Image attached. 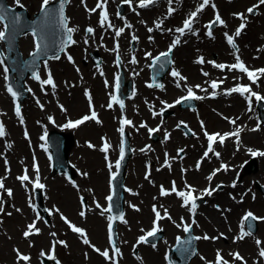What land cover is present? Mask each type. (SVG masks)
<instances>
[{
  "label": "rangeland",
  "instance_id": "374dc122",
  "mask_svg": "<svg viewBox=\"0 0 264 264\" xmlns=\"http://www.w3.org/2000/svg\"><path fill=\"white\" fill-rule=\"evenodd\" d=\"M24 1V0H22ZM163 1V0H161ZM155 2L153 10H152V19H151V26L153 23L156 24L158 21H162L161 26L166 29V27L169 29L171 28L172 31L175 32L176 28L179 26V22L182 18H184L187 13L190 10H196V8L186 9L183 12H181L178 17L176 18V12L178 10L177 6L174 4H165L163 2ZM226 1V0H223ZM232 4H236L239 0H231ZM256 0H244L242 4H236L237 6L231 8L230 15L233 17L231 20V27L229 28V31H224L228 33H232L233 29H235V26L239 20H241L239 17L233 15L234 13H243L246 16L245 22L246 27L243 29L242 34L239 36L241 39H248L253 40L254 36H258L256 40L253 41L250 44V48L252 46L256 47L257 44L261 41H263V50L262 55H264V5L262 7H258L256 11L252 14H249L246 9L248 6L253 7L254 5H257L254 3ZM25 2V1H24ZM89 2H95V0H89ZM88 4H85V9H91ZM119 0H116L114 4H108V16L109 20L118 18V22H115L117 27H121V22H123L124 18L120 20L121 17H118L116 15L117 13V4ZM37 3V1H36ZM78 5H71L76 6L83 14H86V17L88 20H77L78 23H75L78 26V29L80 32H82L80 35L77 34V40L82 39L83 36H88L89 34H86V29L91 26L96 31V26L100 27L98 24L97 15L94 14L95 23L92 24L91 16H87L88 13L84 11V9L81 6V0H77ZM139 5V0H132V4L129 5L130 9H135L136 5ZM211 4H213L211 2ZM215 6H217V0L214 1ZM129 7L127 8L129 10ZM168 7H172L175 9V11L169 15L168 14ZM210 5H208L207 10H209ZM138 9L143 10V8L138 7ZM206 10V9H205ZM99 11V10H98ZM218 11H214L211 13L209 12L205 13L204 17L199 20L198 16L195 18L193 22V30L188 31V33H185L186 36H192L193 32H197V37L194 38H204L209 41H213L216 38H221L224 42V45L228 46L230 49L236 51L233 47H231L225 40L224 32L217 33L218 27L215 25L213 27L214 35L208 36L205 31V25L208 24V22L211 20L212 17H214ZM29 13V12H28ZM34 11L32 12V14ZM220 13V12H219ZM215 14V15H214ZM226 20V17L220 13ZM214 15V16H213ZM122 16V15H121ZM171 16V17H170ZM229 17V16H228ZM176 18V19H175ZM230 19V18H229ZM91 20V21H90ZM113 22V21H112ZM124 27V26H123ZM127 33L129 34V37L131 39H128L126 43V53L125 58H122L123 62L127 61L131 62L133 56L136 59V63L138 61L144 59L147 60V58H151L154 56L157 52L166 50L169 48V46L172 44V41H166L162 45L157 46H150L146 45L144 43V38H142L141 35H135L134 32L128 28L125 27ZM105 29H107V26H105ZM97 40H102L103 37L99 33V31L96 33ZM135 35L138 37V41L133 40L132 36ZM113 35L109 34V39H112ZM28 38V44L30 46V40ZM118 40V38L114 39ZM221 41V40H220ZM221 41V42H222ZM123 42V41H122ZM202 42V40H201ZM222 42V43H223ZM117 42L110 40L108 43L109 47L114 48V45H116ZM139 45V48H136V46ZM2 50L4 51V47L2 45ZM95 44L91 45L89 43V46L87 47L91 51L90 57L87 56V50H85L83 47L77 48L75 51H72L73 54V62H65L64 59L58 60H51V64L53 66H50L51 69V75L52 78L55 81L56 89L52 93H49L48 96L45 98L44 106L43 108H36L34 110H29V113L26 111L23 114L22 111V117H23V123H21L20 119L14 124L13 127H11V123L9 122V131L7 132L5 139L3 141L0 140V179H3V182L5 184V188H10L13 190V195L11 197L5 198L2 196L3 200V208L4 211L0 212V264H15L14 257L17 256L15 249H19V251L22 254L29 255L30 261L26 262L29 264H40L37 255L42 250H48L52 247L53 241H59L60 239L66 240L69 242L68 248H62L60 247V258L61 264H109L107 263L104 258L92 250H89L87 246H84L80 244L77 240L74 242H71L72 239L75 237L69 235L66 232L64 224L58 219L59 217L63 216L66 217L68 221L75 222L76 224L80 226L86 227V233H89L88 239L92 242V246H95V248L99 247L100 250H108L109 246L108 242L106 241L105 237V216H95L94 213H88V215H85L83 217L80 216V212L83 210L85 212H88L91 207L94 205V203H103L104 198L106 196V174L109 170L113 169V160L114 155L116 154L118 150V146L120 145V132L118 131V123L120 120L121 114H126L134 119V125L135 127H144L143 132H141L143 139L141 143H137V145H134V129L131 132L129 128V136L132 139L131 147H133L135 155L132 156L126 165L125 168V179L124 182L128 183L130 185L131 189V196L129 198V201L132 205L135 206L136 211H129L124 216V220L126 219L127 223L124 226H119L117 228V240H118V247L120 244V253L122 254V264H137L135 262H132V255L138 254L142 264H152L148 259V254L150 253H156L157 258L159 261L164 264L163 262V253L167 246H170L173 243V240L175 238L176 234L182 233V227L179 226L176 230H169V228L172 227V222L174 221L175 224L181 225V219L186 217L182 214V212H179L176 215H173L175 210L178 208L177 204L174 202L176 200L179 204V198H174L172 202L170 200L173 198L172 196H161L162 199L159 197V200H155V196H159L160 194V187L161 185L165 189H171L173 181H175L177 190H186L185 189V182L187 184H190L193 186V188L203 189L205 186L211 185H221V188L223 184H233V181H236V183L239 181L241 182L243 176L247 183V176H249V179L251 181V186H253V191L251 197H247L246 201L249 203V205H245L239 209H237L235 214V221L240 227V214L244 210H250L253 209V205H256L258 207H254L253 211L254 213L258 214L260 217H264V198L262 197V194L255 188V181L258 182H264V172L259 173V169L256 170H250L247 172H242V165L247 160V155H240L236 159V161L227 163L228 170H232L237 168V173H241V176L232 174H229L230 176L227 178H224L222 176V171L218 174V176H215V179L213 182H210L208 179L203 180L200 182L199 185H197L191 178L190 174L185 172V174L181 173L180 169L186 170V167H194L195 165V158L197 157L198 153L200 152L201 146L195 153H189L185 154V152H182V155L179 153L178 150H176L175 155L177 158H179V162L177 164H172L171 156L168 154V146L164 145L161 140V133H158L159 139L152 140L151 136L148 132V128L150 126H153L157 122V119H154L150 116V111L147 109L148 105H146L147 100L145 101V98L142 95H133L129 100L125 99V107L124 110H121L114 101V106L118 109V112L116 111L115 114H111L110 110H104L105 106L107 104V96L110 94L111 98V90L106 89L105 92L102 95L101 105L102 108L99 110V90L101 87L102 79H101V70L103 72V80H108L110 82L111 75L115 70L108 71L107 69H103L101 65L94 63L93 58L91 57V54L96 51V48L94 47ZM119 46H120V39H119ZM237 46V45H236ZM136 48V49H135ZM135 49V52L133 51ZM250 51V49H249ZM151 53V57H147L145 54ZM194 56V53L192 52L190 59ZM197 56L202 57V54L198 53ZM196 56V57H197ZM195 57V60L197 61V58ZM209 59H221L216 58V53L212 52L209 54ZM224 60V59H221ZM219 60L218 62H220ZM63 63L66 65L63 66ZM122 63V62H121ZM142 64V63H140ZM48 65V64H47ZM116 65L114 61V66ZM175 68L178 69V71L181 73L183 77H186V80H182V82H189L185 84V88L188 87H195L200 82L199 80L202 79L200 75L204 73L203 67H198L196 70L197 78L190 77L189 74H184L180 67L176 64ZM254 65V64H253ZM143 71L146 72L147 80H150V71H149V64L145 63ZM79 69V71H77ZM168 74H166L167 77ZM264 75V74H263ZM262 75V76H263ZM264 77V76H263ZM47 78V76H46ZM169 78H172L170 76ZM32 79V78H31ZM132 80V79H131ZM209 81V78H206V84ZM133 85L135 87V91L140 92L141 84L146 88L144 85V82L147 85V82L145 80L138 81L135 79L133 81ZM165 82V81H164ZM5 83L2 80V74L0 72V94H4V86ZM148 86V85H147ZM227 86L225 84L221 90ZM149 87V86H148ZM160 87H151V89H154L157 93L156 99L158 101H171L174 100L176 97H178L181 93L178 91L172 92L171 90V84L165 83L161 89ZM196 88V87H195ZM261 88L262 85H261ZM39 90V87H38ZM40 91V90H39ZM90 93L92 98V106L94 107L97 115H99V120L101 123L95 124L92 121H87L85 124L76 127V128H68L64 127L65 124L69 120L75 121L79 116H84L90 114V108H89V100L88 97L85 95V92ZM264 91V89H263ZM6 92V91H5ZM74 95L80 99V103L77 106H74V110L70 111L68 106H66V111L61 110L62 102H67V99H70L71 97L74 98ZM45 97L46 95L43 94ZM51 99V101H50ZM75 99V98H74ZM233 99L232 96L226 95L222 96L220 95L217 98L209 99L205 101H198L197 107L195 109H188L185 111H189L188 113L191 118L186 117L188 121H186L183 116H178V113H185L184 111H181L180 109H175L171 111L167 115V118H174L176 115L177 119L178 117H181L180 119L184 120L186 123L183 125L188 126V128L192 131V135L188 136L182 127H177L179 124V121L177 123L172 124V127H175L179 132L181 137L185 138V140L182 142L186 146L189 145V141L193 140L191 136L197 135L198 131H202L204 133V130L206 129L207 132L219 130L228 132L227 130H231L232 132L235 131L236 127H243V125H247L248 131H251L252 129L256 128L257 124L259 123L264 124V120H261L259 117L258 112L255 110L257 109V102L253 103V110H254V118L249 122H242V121H236V124H229L230 122L228 119L235 116L233 113L226 109H221L219 111L225 113L224 120L222 121L225 124L224 128L218 127L214 120L215 117L219 118L214 112V109H217L220 102L227 107L230 108L229 100ZM240 99V98H239ZM41 103L40 99L35 97L34 104ZM242 103V102H241ZM38 104V103H37ZM137 104V105H135ZM199 104V106H198ZM243 105V103H242ZM63 106V105H62ZM250 106V105H249ZM34 108V107H33ZM145 108L146 113L148 116H146L143 112V109ZM114 110V109H113ZM106 112L108 115L105 116ZM33 113L34 117H30ZM154 110L151 114L153 116ZM215 115V117H210V114ZM184 115V114H183ZM38 116L43 118L44 122L49 120V117H52V120L56 122V124L60 125L62 128L69 130L74 134L75 137V144L72 148L69 150L68 157L71 161L75 162L77 174L73 181H69L64 174H56L53 173L49 168H47V158L44 155V153H35L32 155L31 164L32 166H27L29 161V151L28 149L33 148L35 150L41 149L42 139L41 134L45 130L44 124L43 125H36V119ZM109 118H108V117ZM159 117V116H158ZM160 119L164 117H159ZM220 119V118H219ZM231 119V118H230ZM113 120V121H112ZM174 120V119H173ZM221 120V119H220ZM112 122V125L115 128L111 129H104V126L108 123ZM201 122H203L204 128L201 127ZM95 126L98 127V132L94 133L90 128ZM143 125V126H142ZM90 129V130H89ZM147 129V130H146ZM66 130V131H67ZM25 132H27V137L25 136ZM244 131L242 134L243 136L248 134L249 132L245 133ZM116 134V138L112 134ZM194 133V135H193ZM10 134V136H9ZM138 135V134H137ZM189 137V138H188ZM188 139V140H187ZM236 140V138L233 136L229 137L228 140L221 146L222 148H226L227 146H231V148H234L235 150L237 148H240L237 145V142L233 140ZM204 140V139H203ZM106 141L111 145L109 151L107 153L101 152L98 148L101 147V142ZM35 142L34 145H29L30 143ZM247 142V141H243ZM91 143L94 145L93 148H90L88 144ZM219 144V143H217ZM10 145V147H9ZM257 144H246V146H249L248 149H256ZM178 146H181L178 144ZM141 149H144L142 151V156L138 157L136 156V153L140 152ZM182 149V148H181ZM186 150V149H185ZM71 151V154H70ZM218 152V150H215ZM248 151V150H247ZM34 152V151H33ZM167 154V157H166ZM212 156H214L211 153ZM107 156V159L105 158ZM25 157L26 160H28V164H19L18 161L23 160ZM109 157V158H108ZM138 157V158H137ZM246 158V159H245ZM149 159V160H148ZM167 159V164L165 163ZM223 158L219 159L217 158L208 167V173L206 176H209L212 168H215L217 165H219ZM26 160L22 163H25ZM153 161V162H151ZM258 161V160H257ZM109 163H111L112 167L111 169L108 167ZM152 163H156L155 166L152 165ZM163 163V164H160ZM219 163V164H218ZM238 164V166H237ZM34 165H37L39 167V177L40 180L45 182V192L43 191V197H44V204L46 205L48 212H50L49 208L53 211V214H48V219H45L43 216H41L39 219H37L38 214L35 212V210L32 209L33 206V193L32 190L29 188L30 180L25 181L24 187L21 186L22 189L18 190L17 184H13V180L16 179L17 173L20 171L21 167L22 172L27 169V174L30 175V179L36 178V170L34 168ZM153 166V167H152ZM162 166V167H160ZM83 173H87V175H83ZM259 173V174H258ZM146 174L148 178L146 179ZM232 175V176H231ZM239 177V179H237ZM208 180V181H207ZM103 182V186L98 188V184L100 182ZM76 183V184H75ZM209 183V184H208ZM208 184V185H207ZM248 184V183H247ZM197 186V187H195ZM219 188L216 191L221 190ZM147 189V190H146ZM227 191V190H226ZM147 195H145V193ZM196 192H202L197 191ZM229 192V190L227 191ZM7 193V192H6ZM258 194L257 196L255 194ZM230 195L233 194L236 200H239V202H242V197L236 195L234 192L230 189ZM195 195H201V193H195ZM228 196V194H227ZM81 197L85 200V203L87 207L81 204ZM231 197V196H230ZM80 201V202H79ZM205 201V200H204ZM201 202L202 203H204ZM257 201V202H256ZM257 203V204H256ZM155 205L157 210L161 212L162 216L164 215V210L167 209L168 214L171 216V219H168L165 217L163 221H159V228H162L165 232H168L166 239L162 237L160 241L161 243H158L161 246H157V243L154 244L157 247H153L148 244H140L136 246L138 243L139 235L146 232L147 230L153 228V223H150L152 218V209L151 206ZM253 206V207H252ZM89 207V208H88ZM147 208L149 212V220L145 223L139 224L140 215L139 213L143 208ZM82 208V209H81ZM88 208V209H87ZM17 209H20V211H17ZM87 209V210H86ZM138 209V210H137ZM58 210V211H57ZM188 213H191L189 211V208H186ZM184 210L183 213H186L187 211ZM29 211V212H26ZM30 211H34V215L32 216ZM8 213H11V215H8ZM29 213V214H28ZM253 213V214H254ZM27 214L28 216H24ZM93 218H96V223H93ZM32 219H37V227L40 229V233L35 236L33 234L32 237L26 239L24 236H22V232H20L22 229L27 228V223L29 221H33ZM53 219H55V223L53 222ZM183 219V221H186ZM224 221H226V217L224 218ZM187 222V221H186ZM236 223L234 227L231 228H219L218 235L217 232H211V234H214V236H219L221 238H226L227 241L233 244L229 245L228 247H213L210 250V253L208 254V257L206 261L213 262L215 264L216 259V252L217 250H220L225 257L227 258L228 264H242L239 260H234L232 253L239 252L240 255L244 258V261L246 264H264V258H261L259 256V248H264V220H260L257 224V230L253 233L252 236L245 237L242 240H235L234 238L237 237L240 232L239 228H237ZM93 225V226H92ZM92 226V227H91ZM95 226V227H94ZM135 227H137L135 229ZM92 228V229H91ZM140 228V230H139ZM241 229V228H240ZM97 230V235L94 233V231ZM56 233V236L53 237L50 235V233ZM124 233V236H123ZM223 233V236H220V234ZM22 237H21V236ZM135 237V238H134ZM259 239L261 241V244L257 246L256 240ZM172 242V243H171ZM203 241H199V244H201ZM31 243V244H30ZM124 243H127L125 245ZM39 248V249H38ZM47 248V249H44ZM34 249V251H32ZM31 251L35 253V258L31 257ZM261 258V260H260ZM191 264H205L204 262L200 261V258L198 259L193 258Z\"/></svg>",
  "mask_w": 264,
  "mask_h": 264
},
{
  "label": "snow or ice",
  "instance_id": "6c2138e0",
  "mask_svg": "<svg viewBox=\"0 0 264 264\" xmlns=\"http://www.w3.org/2000/svg\"><path fill=\"white\" fill-rule=\"evenodd\" d=\"M67 2H69V0H60L59 7L55 8V7H52L53 0H42L40 10L44 14L45 21H50V20L55 19L57 21V23L64 28L65 34L67 36L66 44L67 45H71V44L77 43L74 39H72V33H74L76 31V29L67 26L68 17H66L65 13H64V6H65V4ZM82 2H83V0H82ZM122 2L124 4H128V5L132 4V0H122ZM155 2H156V0H139V5L138 6L140 8H145V7H148L149 5L154 4ZM172 2H173V0H169V5H171ZM210 2H211V0H202V3H200L198 5L196 10L191 12L189 14L188 18H186L183 21V26L180 27V28H177L175 31L177 33L181 34V35H183L186 30L187 31H192L193 30L192 26H193V22H194L195 18L198 16V14L200 12L203 11V9L206 6H208L210 4ZM16 3H17V5H19L20 4V0H16ZM107 3H108V0H98L95 8L88 9V11L90 13H92V12H95L97 9H100L101 10L100 13H99V17H100L99 24H100V26L104 27L105 25H107L108 28H113L114 26L109 20L107 8H106ZM259 4L260 5H264V0H259ZM20 6L22 7V5H20ZM211 6L213 8L216 7L214 3L211 4ZM256 7H257L256 5H254L253 7H249L247 9V12L249 14H252ZM174 11H175V9H173L172 7H169L168 14L171 15L172 12H174ZM116 15L119 17L120 13L117 12ZM233 15L238 16L241 19V21H242L241 24L236 28L235 33H234L235 37H239L241 35L242 30L245 29V27H246V23L244 22L246 20V17H245V15L243 13H234ZM5 19H6L5 6L0 5V21H3ZM18 22H19V17L17 16L14 19V23H18ZM161 24H162V21H158V22H156L155 27L157 29H159L161 27ZM217 24L218 25H225V21L221 18L220 14L218 12L216 13L214 20L210 21L209 24L206 25V27L209 29V31L207 33L208 36H210V37L212 36L211 29ZM125 27L131 28V24H127L126 23ZM125 27H121V28L115 30L116 37H119L125 31ZM42 31H43L42 28H40L39 30L37 28H33L32 35L34 37L40 36ZM85 31H86V34H94V32H95L94 28H92L91 26H89ZM148 31L152 32L153 29L149 28ZM169 31H171V30H169ZM6 32H7V26H5V30L4 31H0V40H5L6 39ZM224 35H225L227 43L229 45H231L236 50V52L238 53L239 49H238V47L235 44L234 36L233 35H229L227 32L224 33ZM41 39H42V36H41ZM132 39L136 40V39H138V37L133 35ZM149 39L151 40V37H149ZM87 42H88L87 39H85V43H87ZM179 43H180V40H179V37H177V39L173 41V43L169 46V48H168V50L166 52H162L158 56L153 58V64H155L156 62L160 61L162 57L163 58H168L170 56V54L172 53V50ZM45 47H46V45H45ZM35 49H36V53H39L42 50L41 40L38 39V40L35 41ZM112 51L117 54L116 60H117V64H119L120 63V56H119V43L118 42L116 43V45L114 46ZM36 53H34V55ZM0 55H2V54H0ZM145 55L147 57H151L152 56L151 53H146ZM55 58L59 59V56H56ZM67 58H68V60L70 62L74 63V61H73V59H72V57L70 55ZM136 62L137 61H136L135 57L133 56V58L131 60V63H136ZM197 63H201V64L204 63L203 58L202 57L199 58L197 60ZM209 63H212L214 65V67H216L218 69H222V70L225 69V68H227L229 70H239L240 72L245 73L247 75V77L249 78V80H251L253 83H256L257 80L259 79V77L257 76V73L264 74V69L250 70L244 64V62L240 59L239 55L236 56V63L231 64V65L217 64L214 61H209ZM3 64H4V60L0 59V65H3ZM161 67H163V64H161ZM77 71H79V69H77ZM4 72L5 73L8 72V68L7 67L4 68ZM203 74L204 75H208L207 73H203ZM101 75H103L102 70H101ZM171 75L173 77L178 78L179 80H186V77H183L181 75V73L179 71L175 70V69L172 71ZM34 78L37 79V80H40L39 75H35ZM5 79L7 80V75H5ZM222 83H223V81L217 82L215 80H213L211 82L210 87L213 89V92L211 93L212 97H215L217 95L215 89H217L219 87V85L222 84ZM41 84H42V86L43 85H51L53 89H55V87H56L55 82H54L50 72L48 74L47 79L42 80ZM105 84L107 86V81H105ZM148 86L152 87L153 85L149 84ZM177 86L179 87V84H177ZM116 87L117 88L119 87V77H117ZM159 87L162 88L163 85H159ZM195 87L197 89L201 88L200 85H196ZM201 90L202 91H207L206 89H201ZM7 91L12 95L13 98H16L18 96V93L13 90L11 85H8ZM28 91L30 92L31 89H28ZM232 93H239L241 95H244L246 93L249 94L247 99L249 100L250 104H251V98L252 97H255L257 101L264 100V96H261L260 94H258L256 92H253L251 90V86L237 85V86H235L233 88L225 90V94H227V95H230ZM85 95L88 97V100H89L90 114L84 115L80 119H77L75 121L69 120L67 122V124L64 125V127L76 128V127H79V126L85 124V122H87L89 120H94L96 123H101V121L99 120L98 115H97L94 107L92 106V103H91L92 98H91L90 93H88L86 91ZM192 99L200 100V99H203V97L196 95V93L193 91V88L192 87H188L187 88V96L180 97L179 99H177L175 101V104H180L182 101L192 100ZM111 100L112 101H117V97L115 95H112L111 96ZM37 103H39V101H37ZM162 103H164V102H162ZM119 104H120L121 110H123V108H124L123 101H119ZM40 106H41V108H43V105H40ZM112 106H113V104L111 102L107 105L108 108H112ZM167 107L171 108V107H173V105L169 104V105H167ZM61 110L62 111H66V109H64L62 105H61ZM249 110H251V107L249 108ZM15 112H16L17 117L20 118L21 123H23V117L21 115V108H20L19 104L16 105ZM154 115H158V113H154ZM225 119H228V118H225ZM49 120L51 121L52 117H49ZM229 122L231 124L235 125L236 124V119H230ZM125 124L131 125L132 121L128 120L127 118L121 119V127L118 129V131L122 135L124 133V127L123 126ZM181 124H183V122H181ZM179 126L180 125H177V127H179ZM201 127L204 128L203 122H201ZM259 128H260V124L258 123L256 128H254L252 130L256 131ZM156 130L157 129H149V132L152 133V132H155ZM242 131H243L242 127H236L234 132H226V133L221 134V133H208L207 130L205 129L204 130V135L207 138L208 145H207V150L204 152L202 159L208 157L209 153H212L217 158H219L220 153L215 151L213 145L216 142H219L222 145V144H224L225 140L227 138H229V137H233L234 136L236 138L237 145L239 146L240 133ZM4 135H5L4 125H3V123H0V137H2ZM193 135H194V133H193ZM25 136L27 137V132H25ZM45 138H46L45 136H41L42 140H44ZM166 139H167V134H166ZM88 146L90 148L94 147V145H92L91 143H89ZM9 147H10V145H9ZM110 147H111V145L108 144L107 142H105L103 147L100 150L105 152V153H107ZM141 151H144V149H141ZM183 151H184L183 149H179L178 150V155H179L180 152H183ZM248 151L253 156H255V155L264 156V152H256V151H253L252 149H248ZM124 155H125V149H124V146H123V143H122V145L120 147V157L116 161V167L117 168L120 167L121 161L124 159ZM166 157H167V154H166ZM105 158L107 159V156ZM165 163L167 164V159H166ZM108 167L111 169V167H112L111 163H109ZM196 167H197V169H199L200 161L197 162ZM228 167L229 166L225 165V164L221 165V169H223V170H227ZM34 168L36 170V178H35V181H34V188L43 189L45 186H44V184L40 183L39 167L37 165H34ZM221 169L214 170L207 177V179L209 181H211L212 178L216 175V173L219 172ZM182 171H186V170H182ZM83 175L86 176L87 173H83ZM113 178H115V173H113ZM147 178H148V176L146 174V179ZM17 179L20 180L22 184L25 181H29L30 177L27 174V169H25V173L23 175L17 177ZM232 186L233 187L236 186V181H233ZM220 187H221V185H216L215 188H211V187L206 188V189H204L202 195L211 196L213 194V192L218 190ZM0 189L6 191L7 195L9 197H11L13 195L12 189L5 188V184L3 182V179H0ZM185 189L186 190H177L175 181H173L171 189H165L161 185V187H160V195L161 196H168V195H171L172 193H175L178 197H180L182 199V207L189 208V211L191 213L195 214V211L197 209L196 201L198 199H201L202 195H200V196L193 195V193L196 192V189L193 188L192 185L187 184L186 182H185ZM106 199L110 203H109L108 207H106V208H104L102 210V212H101L102 215L104 213H111L113 211L114 205L111 203V201L113 199L112 196L109 195L108 197H106ZM3 203H4L3 200L0 199V212L4 211ZM81 204L82 205L84 204L83 197H81ZM96 207L100 208L101 206L97 203ZM133 207H135V206L133 205ZM216 207L219 208L218 205ZM17 211H20V209H17ZM153 212L155 213V217H156V219L153 221V225L154 226L145 235H142V236H140L138 238V241H137L138 244L139 243H148L149 238L155 237L157 235V233L161 230L159 228V226H158L160 220L164 219L165 217H167L168 219H171V216L168 214L167 209L164 210V215L162 216L161 212L157 210L155 205H153ZM79 214H80L81 217H83V216H85V211L82 210ZM8 215H11V213H8ZM62 219H65V221L68 222L66 217H62ZM116 219H119V220L123 221L124 223H127V221L123 219V213L122 212L119 213L118 216H109V221H110L109 224H108V229H109V233H110L109 241H110V244H111L113 252L115 253L116 256H119L121 254L120 253V248L117 246L116 240L113 239V236H112V231H113L112 221L116 220ZM181 220L183 222V218H181ZM257 220H264V217H257L251 211L247 212L242 217V220H241V225H242L241 232L234 239L235 240H242L245 237L252 236L253 235V229H254V224L252 222L257 221ZM68 223H70V222H68ZM192 223L193 224L196 223L195 219H193ZM245 224H246L247 230H245V227H244ZM177 226L179 227L181 225H177ZM182 226H183V230H184L185 233H189L191 231V228H192L191 224L183 223ZM70 227L72 228V230L74 232L80 233L82 235L84 244H86V245L90 244V241L87 239L86 233L84 232V229L76 227V226L71 225V224H70ZM39 233H40V229L36 226V223L34 221L33 223L27 225V229L23 232V236L25 238H28V237H30L33 234H39ZM50 235L55 237L56 233L53 232V233H50ZM223 235H224L223 233L220 234V236H223ZM199 239H205V240L212 239V240H215V239H219V237H209L207 234H205L202 237H200V236L191 237L189 240H183V241L180 238H177L178 244L180 245L178 250L180 252H182V253H185V254H191V252H192V249H191L192 240H199ZM57 244L64 245L65 247L67 246L65 241H55L54 240L53 243H52L51 250H50L51 254L47 255L48 259H52V260L56 259V257H55V247H56ZM256 244H257V246H259L261 244V241L259 239H257L256 240ZM152 246L155 247L154 244ZM93 247H94L95 251L100 253L103 257H105L106 259L112 260L113 264H116V261L113 259V257H110L109 251L107 249L101 251L99 248H95V246H93ZM15 251H16V254H17V261L18 262L19 261H24V262H29L30 261V256L29 255L22 254L19 251V249H15ZM40 255L41 256H45L46 253L42 250ZM231 255L233 256L234 260H239V261L242 262V264H246V262L244 261V258L240 255L239 252L232 253ZM259 256L261 258H264V248H259ZM202 259H203V257H202ZM57 264H59V261H57ZM209 264H213V262L210 261ZM215 264H228V261L224 260V258L222 257V255H221L219 250H217V253H216Z\"/></svg>",
  "mask_w": 264,
  "mask_h": 264
},
{
  "label": "bare ground",
  "instance_id": "6f19581e",
  "mask_svg": "<svg viewBox=\"0 0 264 264\" xmlns=\"http://www.w3.org/2000/svg\"><path fill=\"white\" fill-rule=\"evenodd\" d=\"M14 2L15 0H7V2ZM26 3V8L30 11V10H34L35 6H36V0H24ZM176 1L178 3H184L185 4V8H192L194 7V5H196V0H173ZM241 0H239L236 4H239ZM110 3H113L112 0H110ZM236 4H232V3H227L223 0H219V5L222 11V13L226 16L227 19H229L227 12L237 6ZM71 5H78L77 1L75 0L74 2L71 3V1H69L68 3V7L66 9V14H68V21L72 22L74 24V27L76 29V31H79L78 26L75 23H78L77 20H83V18L85 20H88V18L86 17V14H83L76 6H71ZM198 5V4H197ZM152 8V5H149L148 7H145L143 10H141V12H139L138 14H133L132 12L128 11L127 9L124 10L123 15L128 19V22L131 24V30L134 32L135 35H141L142 38H144V43L146 45H150V46H155L158 44H162L164 43L166 40H169L171 38H175L177 39V37H179L180 43L174 48L173 52H174V57L176 58V61L178 62L180 69L185 71L187 74L190 75V77L192 78H197L196 75V63L193 62V57L190 59L192 52L194 53V55L196 53H202L204 54L205 58H209V54L212 52H215L218 58H231V51H229L227 49V47L224 45V43H222L219 39L215 40V41H206L203 38H194V37H188L185 38L184 34H175L176 32L172 31L171 28L169 29H165L160 27L159 29L151 26L150 22L151 19L153 17L152 15V10L153 9H149ZM94 13H98V11H95ZM94 13L93 15H87V16H91V20H92V24L95 23V18H94ZM232 18L230 17V20ZM90 20V21H91ZM230 20H228V22L225 23V28L229 29L231 27L230 24ZM75 22V23H74ZM50 28L51 26L53 28H51L53 31H56V28L54 27V24L51 23L47 24ZM72 27V26H70ZM152 28L153 31L149 32L148 29ZM17 29V24H12V30L16 31ZM96 29L99 31V27L96 26ZM119 29V28H117ZM171 30V31H169ZM75 31V32H76ZM74 32V33H75ZM73 33V34H74ZM195 33V32H194ZM108 33H104V40L107 41L108 38ZM149 37H151V40L149 39ZM258 38V36H254L253 40L249 41L247 39H241L242 45L239 46L240 51L242 52V55L244 57V59H246L247 62L251 63V64H256L255 66H261L263 65L262 63L264 62V55H262V47L260 45V43H258V47H254L252 46L250 48V44ZM129 35L127 34L126 30L120 35V49H119V56L125 58V49L126 47V43L128 41ZM202 40V42H201ZM123 41V42H122ZM96 45H97V49L98 51L105 56L106 58V63L105 65L108 67H111L112 64L111 59L114 56V52L110 50V47L108 45V42H105L104 45H99L98 40L96 39ZM18 47L19 50L25 54L29 51V44H28V38L25 36H22L21 38H19L18 40ZM136 48H139V45L136 46ZM258 48V49H257ZM250 49V51H249ZM135 52V50H134ZM254 53H257L256 56H254ZM45 63H43L44 65ZM207 69V74H219V69L215 68L214 66L211 65V63L204 61L203 63ZM42 65V67H43ZM66 64L63 63V66H65ZM111 65V66H110ZM138 65L132 64V65H127L126 62H124V70L126 71V74L128 76H132L133 78H139L140 80L142 79L141 77L144 76L145 74L141 71L137 72V73H133L134 68H136ZM141 72V73H140ZM231 76L236 77L237 80H241L243 78H245V75H243L242 73L239 72H235L232 73ZM172 83V87L174 88L173 90H177L180 87L175 86L177 83H179V80L176 79H171L170 80ZM200 81V80H199ZM201 84H203V81H200ZM260 85H262L263 89H264V80H262L260 82ZM104 93V88L101 86L100 90H99V106L101 105V100H102V95ZM148 93L151 97V99L153 100V104H157L156 100V92H154L152 89L148 88ZM32 95V94H30ZM77 96V95H76ZM74 95V98H70L67 99V106L69 108L70 111L74 110V106H77L80 103V99H78ZM0 107L4 110H6V106H7V102H6V97L3 94H0ZM230 101H232L231 103V107L228 109L227 107H225L222 102L219 103L218 107H217V112H220L217 116H219V118L215 117V115L210 114V117H215V124L218 127L224 128L225 124L222 122L223 118H222V114H224L223 112L219 111L221 109H226L228 111H230L231 113H234V115L238 118H245V112H244V107L241 105V102L239 101V99L236 100V98L233 97V99H231ZM34 104V101L32 99H29L25 105L27 108L26 111L29 112V110H32V106ZM32 107V108H31ZM102 106H100L99 110H101ZM148 109V108H147ZM149 110V109H148ZM115 112V111H112ZM143 112L146 116H148V114L146 113L145 108L143 109ZM178 114H183V113H178ZM108 115V113L106 112L105 116ZM109 116V115H108ZM107 116V117H108ZM188 118H191L190 115H188ZM110 117V116H109ZM108 117V118H109ZM150 117V116H148ZM113 121V120H112ZM167 122L169 123L170 121L167 120ZM166 123V124H168ZM92 128H90L92 131H94V133L98 132V127L95 126V124L93 123ZM52 126L50 125V128ZM114 128V126L112 125V122H108L105 126L104 129H111ZM89 129V130H90ZM247 129V127L245 126V130ZM135 133L139 132L138 135H136L135 138V143H141L143 136L141 134V132L145 131L144 128H140V127H136L135 129ZM176 131L174 130V138L168 142V147L170 149V151H174V148L176 147V144H178L179 142L183 141L182 137H176L175 136ZM243 141H247V142H242L241 144V150L240 151H234L231 150V152H227L225 151V156L228 157L230 160H234L237 156L239 155H243L245 153V145L246 144H257L256 146L259 147L260 149H264V127L262 129H260V131H254V132H249L248 134L244 135L242 137ZM202 143V136L201 134L196 135V137L193 138V142L191 145H188L186 147L188 154L193 152H197L198 148L200 147ZM71 153V152H70ZM234 157H231L233 155H235ZM231 155V156H230ZM259 157V160L257 161V165L259 168H257L256 170L259 169V173H263L264 172V156H257V159ZM207 160H205L203 166L200 169H192V168H188L189 172L188 174H190V178L195 180V181H203L204 180V176L207 172V168L208 165L210 164V162H213L215 158H213L212 156H208L207 158H205ZM258 173V174H259ZM228 174H235V172L227 170L224 173L225 175ZM244 179V176L243 178ZM248 183V184H247ZM247 183L246 180H242V183H236L235 187H230V186H225L223 188H221V190H219L217 193L212 194L211 196H205V199H207V202H209L210 200H214L216 201L217 205H220L221 207L219 209H214L212 202L211 203H206L205 205H203L201 208H197L195 211V214H193V216L195 217V221L196 223L193 224L192 221L190 220L189 217V221L191 224H193V229L198 233H195L197 236H200L199 234H202L203 232H208L211 234V232H217L219 230V228H231L234 227L235 224V214L237 209L245 206V205H249V203L245 200L243 203L237 202L235 201L233 198H230L229 196H227V194L230 193V189L232 192L236 193V194H240V196H244L246 197L248 194L251 193V190H253V187H251V190L249 189V184H251V181L249 179V176H247ZM16 184V183H15ZM101 186H103V182L101 181L98 184V188H100ZM19 190V189H18ZM147 190V189H146ZM229 190V192L227 191ZM145 193V192H144ZM145 195H147V193H145ZM173 200L171 199L170 202H172ZM257 202V201H256ZM257 204V203H256ZM254 207H258L256 205H253ZM252 206V207H253ZM253 207V208H254ZM125 210H127V208H125ZM183 207L180 205L175 212L173 213V215L178 214L179 212H182V214L184 216H186L185 213H183ZM29 212V211H26ZM140 215V219H139V224L141 223H145L149 220V212L147 210V208H143L141 210V212L139 213ZM226 217V221H224V218ZM94 220V221H93ZM92 222L96 223V219L93 218ZM160 221H163L160 220ZM168 222H172V227L170 230H174L176 229V224L174 221H168ZM93 226V225H92ZM91 226V227H92ZM95 227V226H94ZM137 227H135L136 229ZM92 229V228H91ZM94 233L97 235V230L94 231ZM214 234H211V236H213ZM233 244L232 242L230 243L229 241H227L226 238H219V239H215V240H205L203 242H201V244H199L200 246V250H202V255H203V259L199 256H196L198 259L200 258V261L202 262H206V259L208 257V254L210 253L211 248L213 247H228L229 245ZM202 248V249H201ZM195 257V258H196ZM148 259L152 264H162L159 259L157 258V254L156 253H150L148 254ZM257 264V263H256Z\"/></svg>",
  "mask_w": 264,
  "mask_h": 264
},
{
  "label": "water",
  "instance_id": "95a60500",
  "mask_svg": "<svg viewBox=\"0 0 264 264\" xmlns=\"http://www.w3.org/2000/svg\"><path fill=\"white\" fill-rule=\"evenodd\" d=\"M19 22L16 23L17 24V29H16V34H19L22 30L26 29V28H37L38 30L40 28L43 29L41 35L39 36L40 40L42 43H49L52 46L55 45L58 42L59 39V34L61 32V26L57 23V21L55 19L50 20V21H45L42 20L41 22L37 23L35 26H32L31 24H29L28 22H26V20L23 18V15H19ZM51 23L54 24V27L56 28V31H53L51 28H53L51 26ZM50 24L51 28L47 25ZM12 27V26H11ZM42 36V39H41ZM61 43L66 42V40H61ZM41 51L40 53H38L37 55H41ZM54 54V51L52 50H48L46 52V54Z\"/></svg>",
  "mask_w": 264,
  "mask_h": 264
}]
</instances>
